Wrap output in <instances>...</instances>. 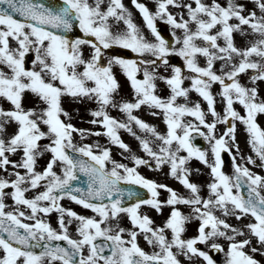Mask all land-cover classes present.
I'll return each mask as SVG.
<instances>
[{"label":"snow or ice","instance_id":"6c2138e0","mask_svg":"<svg viewBox=\"0 0 264 264\" xmlns=\"http://www.w3.org/2000/svg\"><path fill=\"white\" fill-rule=\"evenodd\" d=\"M131 4L143 27L122 0H60L55 5L0 0V100L10 105L0 107V264H182L180 256L217 264L210 250L224 251V264H259L246 246L264 251V175L247 165H256L258 158L264 168V127L257 122V114H264V98L256 86L264 81V0H253V10L240 0H154V10L142 0ZM158 19L170 26L171 40L158 30ZM115 22L123 28H115ZM76 24L90 38H70L67 33ZM236 34L251 39L240 46ZM113 45L130 49L137 58L112 56L102 62L103 51ZM28 53H34L31 66ZM173 53L182 65H169ZM114 66L126 76L132 99L118 98ZM242 74L248 84L241 82ZM157 80L167 86L166 95L157 92ZM214 84L219 88L215 94ZM191 91L206 108L189 100ZM26 92L37 98L35 106L24 105ZM65 96L94 103L90 123L99 127L82 129L71 123L62 106ZM217 96L222 112L216 109ZM141 106L162 118L164 131L135 114ZM110 109H118L124 118L111 115ZM237 121L254 155H241ZM218 123L225 125L221 134L216 133ZM9 125L15 126L11 133ZM133 126L146 135H137ZM121 129L135 136L147 158L131 153ZM74 132L81 140L106 136L130 153L131 165L113 159L107 146L74 142ZM194 134L209 147L195 144ZM225 151L232 153L231 174L222 170ZM45 152L49 158L38 168ZM193 158L210 170L207 196L189 178L199 171L188 167ZM141 165H167L168 175L187 194L146 178L138 171ZM122 184L146 189V198ZM160 189L166 199L159 198ZM6 198L13 202L11 208ZM63 198L93 214L63 206ZM180 204L191 212L184 214ZM142 206L157 213L167 207L169 212L157 225L141 212ZM52 212L56 227L47 220ZM122 214L131 227L120 225ZM227 216L248 222L234 226L222 218ZM192 219L198 220L196 234L185 237ZM73 223L75 236L68 228ZM140 236L149 250L138 242ZM220 238L226 250L217 242ZM253 238L259 247L251 245Z\"/></svg>","mask_w":264,"mask_h":264},{"label":"rangeland","instance_id":"374dc122","mask_svg":"<svg viewBox=\"0 0 264 264\" xmlns=\"http://www.w3.org/2000/svg\"><path fill=\"white\" fill-rule=\"evenodd\" d=\"M122 2L132 12L134 22L136 24L140 25L141 27H143L142 17L140 16L138 10H136L134 8V6L131 4V0H122ZM142 2L146 3L150 9L154 10V0H142ZM221 2L223 3L224 0H221ZM240 2L244 3L249 10H253V7H254L253 0H240ZM170 10L174 11V12L182 11V9H177V8H172ZM257 11H258V9H257ZM110 23H111V21H110ZM157 23L162 24L164 26L165 35L167 36L166 39L171 40V28H170V26L164 20L158 19ZM114 27L117 29H122L123 28L122 22H115ZM144 30L147 34V30L146 29H144ZM248 39H251V37H242L239 34L235 35V42L237 43V45H240V46H244ZM84 48H86V47L84 46ZM87 49H88V47H87ZM174 55H176V54L173 53V54L169 55V58H168L169 65L174 64L170 58V56H174ZM28 56H29L28 62H31V59L34 58V53H28ZM112 56H119V55L115 54L113 49L110 46L109 49H106L103 51L101 60H102V62H106L107 59L112 57ZM176 56L179 57L178 55H176ZM129 57L130 58H137V54L132 52V54ZM149 58H151V57H149ZM179 58L181 59L178 62L180 64H175V65H182V62H183L182 58L181 57H179ZM139 59H143V58L140 57ZM200 62L203 63L202 57L200 58ZM215 67L217 69H219V62H217ZM113 71H114V74H115L117 80L119 81V84H120V90H119L118 98L132 99L133 98L132 97V90H131L130 84H129L126 76L122 73V71L119 69L118 66H114ZM157 72L161 75L165 74V70L162 67H158ZM250 74L251 73L249 72V75ZM240 80L242 83L248 84V77L246 75L242 74L240 76ZM184 83H185V86H187L189 81L185 80ZM159 84H161L160 87H159ZM256 86L258 88V92L261 94V97L264 98V81L258 80L256 82ZM211 90L213 91L214 94L217 93L219 90L218 85L214 84ZM167 91H168V89H167L166 85L164 86V82L163 81L159 82V80H157V92L161 95H166ZM189 100L191 102L200 101L201 106L206 108V102H204L202 100V98L199 97V95L197 93H195L194 91H191L189 93ZM181 102H183V101L181 100ZM36 103H37V98L34 97L33 95H31L30 93L26 92L25 97H24V105L26 107H29V106H35ZM62 106L65 108V110H67L69 112V114L71 116V123H73L77 128L96 129L97 127H99L97 125H93L90 123L91 116L89 113V109L95 107L94 103H90V102L77 103V102L72 101L69 97L65 96L63 98ZM0 107L8 108V107H10V105L8 102H6L4 100H0ZM235 107L238 110H241L239 105H235ZM216 109L218 112H222V102L220 101L218 96L216 98ZM134 111H135L136 115L140 116L146 122L154 124L158 130H160V131L165 130V125L162 121V118L160 116L151 115L150 110L146 106H141L140 109H137ZM110 114L113 116H116L118 118H124L123 114L118 109H110ZM208 118L210 119V117H208ZM189 119H191V118L189 117ZM257 122L261 125V127H264V114H257ZM14 127H15L14 125H9L7 128V131L9 133H11L14 130ZM133 127H134V131L137 133V135H146L145 133H143L141 130H139L135 126H133ZM224 127H225L224 124L218 123L216 126V133L221 134ZM119 135H120L121 139L129 145L131 153H135V154L140 155L144 158H147L146 154L140 148L139 142L135 138V136H133L132 134H130L129 132H127L126 130H123V129H121L119 131ZM236 139H237V142L240 146L241 155H244V156L254 155L251 152L250 145H248V143H247L246 132L244 131L243 126L238 121H237V130H236ZM73 140L76 143L99 144L101 146H107L110 148V155L113 159H115L119 162L127 163L129 165H131V163H132L130 159H127V157L130 155V153L128 151L121 149L119 146H117L115 144H111L108 141V138L104 135L85 136L81 140L79 134L74 132L73 133ZM208 147H209V145L207 143L205 146V149H207ZM233 152H234V150H233ZM229 154L232 156V153H229ZM49 155H50L49 153L45 152L41 157L38 158V163H37L38 168H41L42 166L45 165L47 159L49 158ZM11 158L12 159H18V156H13ZM256 159H257L256 165L248 164L247 166L249 168H251L252 171L260 173L261 175H264V168L258 166V163H259L258 158H256ZM188 167H190L193 170H196V169L199 170V171H192L189 178L191 181L196 182L199 185H201V195L207 196L208 193H207V189H206V184H207V182H209V179H210L209 168L207 166H205L204 164H202L196 158H193L192 160H190L188 162ZM222 170L227 174H231L233 172L231 161L223 160ZM138 171L143 176H145L146 178L153 179V180L157 181L158 183L167 184L181 194H187L184 187L178 181H176L173 177L168 175V166L167 165H162L160 169H155V167L149 168L147 166L141 165L138 167ZM32 194L33 193H31V192L28 193V195H32ZM159 194H160L159 195L160 199H166L167 193L165 190L160 189ZM5 203L10 208L13 206V202L11 201L10 198H6ZM61 203L63 206L71 207L74 211H76L80 214H84V215H92L93 214L91 212V210L83 208L82 206L76 204L75 202L71 201L68 198H63L61 200ZM177 207H179L180 210L186 215H188L191 212L190 207L187 205L180 204V205H177ZM141 212L147 213L153 219L155 224L160 225L166 219V216L169 212V208L165 207L162 209V211L160 213H157L153 208H151L149 206H142ZM216 214L222 215L219 212V210H217ZM222 218H225L228 223H230L234 226H240L242 223L248 222V220L245 219L244 217H241V220H239V221L236 220L235 217H233V216H227V217H222ZM47 220L49 223H51L53 225V227L57 226V214L55 212L49 213L47 216ZM25 222H31V221L26 220ZM119 222H120V225L123 227H131L127 217L124 216L123 214L121 215ZM197 225H198V220H196V219H192L189 222H187L186 223V231L184 233V236L185 237H191L192 235H195L196 230H197ZM68 228H69V232L73 236H75L76 235L75 231H74L75 223H73L72 225H69ZM138 242L146 250H149L150 246H148L146 244V242L144 241L142 236L138 237ZM217 242H220L222 245H224L225 250H226V241L223 238H220ZM251 245L259 247L256 243L255 238L252 239ZM200 246L207 250L206 245H200ZM246 250L257 261H259V264H264V251L252 252L251 248L248 246H246ZM211 251L212 250H210V253H211ZM179 258L181 259L182 264H202V259H200V258L193 257L191 261H189L187 258H185L183 256H180ZM213 258L217 261V264H224V259H225L224 251H219L215 256H213Z\"/></svg>","mask_w":264,"mask_h":264},{"label":"water","instance_id":"95a60500","mask_svg":"<svg viewBox=\"0 0 264 264\" xmlns=\"http://www.w3.org/2000/svg\"><path fill=\"white\" fill-rule=\"evenodd\" d=\"M45 4H46V5H52L50 2H46ZM72 30H73V29H72ZM72 30H70V32H71ZM70 32H68L67 34H69ZM203 146H204V143H202L200 147H203ZM80 175H81L80 183H81V185H83L84 182H85V178H84L83 174H80ZM122 186H125V187H133V188H135V189H136V192H137V195H138L139 197H141V198H146V196H147V191H146V189L140 188L139 186H135V185H126V184H122ZM129 202H130V201H129ZM62 243H63V242H62Z\"/></svg>","mask_w":264,"mask_h":264}]
</instances>
